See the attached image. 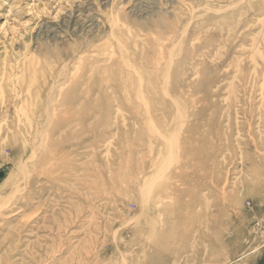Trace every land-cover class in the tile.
Wrapping results in <instances>:
<instances>
[{
  "label": "rangeland",
  "instance_id": "374dc122",
  "mask_svg": "<svg viewBox=\"0 0 264 264\" xmlns=\"http://www.w3.org/2000/svg\"><path fill=\"white\" fill-rule=\"evenodd\" d=\"M0 123V264H264V0H0Z\"/></svg>",
  "mask_w": 264,
  "mask_h": 264
},
{
  "label": "bare ground",
  "instance_id": "6f19581e",
  "mask_svg": "<svg viewBox=\"0 0 264 264\" xmlns=\"http://www.w3.org/2000/svg\"><path fill=\"white\" fill-rule=\"evenodd\" d=\"M64 93V92H63ZM63 93H61L60 95H61V98H62V96H63V98L61 99V101H59V103L60 104H62L61 105V107L63 108V106H65V105H67L68 104V98H67V96H65L64 97V94ZM63 94V95H62ZM67 94V93H66ZM60 97V96H59ZM58 98V97H57ZM57 106V108L59 107L58 105H56ZM62 113V112H61ZM55 115V114H54ZM59 115V114H58ZM63 115H64V113H63ZM62 115V116H63ZM66 115H68V113L66 114ZM50 116V115H49ZM55 117V116H54ZM53 116H51V117H47V118H54ZM56 117H57V115H56ZM59 117V116H58ZM67 117H69V115L67 116ZM52 120V119H51ZM56 120V119H55ZM1 124V123H0ZM153 127V126H152ZM178 138V137H177Z\"/></svg>",
  "mask_w": 264,
  "mask_h": 264
}]
</instances>
